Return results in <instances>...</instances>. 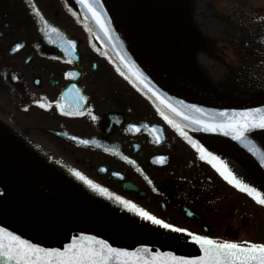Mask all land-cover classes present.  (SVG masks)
Instances as JSON below:
<instances>
[{
    "label": "flooded vegetation",
    "instance_id": "flooded-vegetation-1",
    "mask_svg": "<svg viewBox=\"0 0 264 264\" xmlns=\"http://www.w3.org/2000/svg\"><path fill=\"white\" fill-rule=\"evenodd\" d=\"M132 1L124 0V6L120 8L123 32L128 26L133 28L135 22L137 28L140 24L145 27L146 35L142 37L154 36L146 18L151 9L145 13H129ZM214 4L213 1L211 6ZM235 5L231 6V13H225L235 17L226 21L233 22V26L246 23L253 33L249 22L256 16L245 11L242 5ZM34 8L39 10V15ZM190 8L202 17L194 5ZM168 11H163L162 15L166 16L164 21L170 26L158 27L171 42L165 40L162 46L146 48V56L152 58L155 53L159 54V58L152 59L163 67L164 71L156 67L163 74L175 72L181 76L179 67L184 66L185 74L188 68L194 74L185 77L195 80H206L207 77L221 87L218 69L211 68L209 73L203 59V50L207 48L204 44L208 42L204 31L214 25L200 19L201 26L197 24L198 29L192 30L182 21L176 3L171 2ZM225 14L221 13L222 16ZM133 15H140L142 20L134 19ZM44 21L58 32H52ZM219 31L220 35H217L221 36L223 31ZM174 35L185 38L184 52L173 48L177 45ZM215 35L210 36L217 43L219 36ZM65 38L76 42L75 54L71 57L61 47L66 43ZM253 43L254 37L237 35L233 44H229L248 49ZM17 44L19 48H16ZM143 44H147L145 39L141 41ZM235 48L234 51H239ZM250 54L251 50L245 55L249 57ZM216 55L214 57L218 59ZM240 58L234 57L230 61ZM68 72L79 75H65ZM72 85L79 88L87 100L82 114L70 116L61 113L55 101L60 100ZM36 100L51 106L41 107ZM0 107L6 109V113L0 111V148L8 152L13 163L10 181L18 186L14 195L17 202L23 198L22 183L31 186L39 182L45 191L39 198L37 195L32 198L41 204H44L43 200H60L59 193L62 192L66 198L62 196L59 203L74 198L85 208H90L85 205L86 201L90 206L100 208L124 206L115 199V196H122L178 227L215 237L212 222L219 217L220 210L208 207V202L218 197L214 198L212 194L210 198L209 194L220 182L221 175L211 164L201 160L185 137L169 127L154 107L115 72L88 31L61 0H0ZM93 115L97 119H92ZM132 124L137 125V129H132ZM82 140L89 143L83 144ZM5 141L9 142V148L4 146ZM208 150L220 156L248 183L249 171L240 166L235 157L217 149ZM159 156L165 157L163 163L156 159ZM72 169L82 172L114 195L110 198L94 190ZM46 186L52 189L47 190ZM234 235L229 240H234Z\"/></svg>",
    "mask_w": 264,
    "mask_h": 264
},
{
    "label": "water",
    "instance_id": "water-1",
    "mask_svg": "<svg viewBox=\"0 0 264 264\" xmlns=\"http://www.w3.org/2000/svg\"><path fill=\"white\" fill-rule=\"evenodd\" d=\"M68 9H70L76 18L89 30L94 41L100 46L105 54L114 65L115 69L119 67L123 70L117 72L125 78L135 89H137L143 96H145L158 110L157 106L160 105L166 112L173 115V118L178 124L184 127L188 136L195 140H199L202 143L212 146L214 148L229 149L227 152L233 154L237 152L242 155L249 163H251L258 171L264 183V129L254 128L246 132L248 141L251 143L241 142L234 139L232 136L225 135L223 132H206L201 126L190 124V122L184 120L180 116H176L170 113L165 105L160 104V99L153 95L151 89H155L161 94V97L167 100L169 103L182 108L184 112L189 114L198 115L191 108V104L203 105L201 108L206 110L211 117L220 111L227 110L229 113L233 111L239 112L245 109H259L264 108V99L252 101L250 103H234L221 94L214 91L200 79L198 81H186L185 76H194L189 71L186 74L183 72L184 66H178L183 73L181 76L178 73L169 72V75L173 78L179 79V84L182 86H189L193 91L205 92L213 98H219L214 100L212 98H204L202 95H197L186 87H181L178 84L162 77L161 75L151 71L138 59L137 55L145 59L148 63L163 70V67L157 65V62L152 58H159L157 53L151 57L146 56V48L150 49L162 46V42L169 40L165 32L159 31V27L169 26V22L164 21L163 11L169 8V0H134L129 4V13H136L141 11L143 13L151 9L150 16H146L147 24L152 25V32L154 36L142 37L146 35L145 27L138 26L134 22V26H128L124 35L122 34L119 24L118 16L116 13V4L114 0H98V11L102 12L103 19L107 22V29L110 30L109 35L105 34V29L102 28L91 17L84 7L80 4L79 0H63ZM97 2V0H93ZM156 12L159 15H155ZM169 12V11H168ZM157 13V14H158ZM142 14V13H141ZM140 18V15H133ZM140 20H142L140 18ZM159 26V27H158ZM132 28V29H131ZM133 30V33H132ZM166 38V39H165ZM146 40L147 44L141 45L142 40ZM159 40V42L157 40ZM128 40V41H127ZM170 41V40H169ZM171 42V41H170ZM130 43V44H129ZM168 44H170L168 42ZM131 45V46H130ZM134 51H133V49ZM137 54H135V53ZM144 52V55H143ZM121 56L125 57L128 61L135 65V69H138L144 74L146 84H134L129 76L131 73L121 62ZM145 57V58H144ZM151 60V61H150ZM145 64L148 65V63ZM209 90V91H208ZM198 93V92H197ZM197 105V107H200ZM205 106V107H204ZM234 150V151H232ZM235 156V155H231ZM254 183L253 181H251ZM235 187V186H233ZM236 188V187H235ZM238 189V188H236ZM6 187L0 185V194L3 191V195H0V226L8 228L10 231L21 235L23 238L31 240L33 243H37L46 248H61L69 241L73 236H78L81 232L98 236L103 240H107L113 247L127 248L134 250L147 245L153 251L174 252L177 256H199L202 255L199 245H197L190 237H187L186 233L177 232H143L139 230H124L118 227L109 226L107 224L81 218L75 215L59 216L49 219H37L33 221H18L11 222L6 218L4 214V206L1 203V199L6 198L4 193ZM241 191L240 189H238ZM256 201V200H255ZM264 207V205H262ZM3 264V261H0Z\"/></svg>",
    "mask_w": 264,
    "mask_h": 264
},
{
    "label": "snow or ice",
    "instance_id": "snow-or-ice-1",
    "mask_svg": "<svg viewBox=\"0 0 264 264\" xmlns=\"http://www.w3.org/2000/svg\"><path fill=\"white\" fill-rule=\"evenodd\" d=\"M79 2L91 14L95 22L105 29V34L109 35L110 30L107 29V22L103 19L102 12L98 11V0L97 2H93V0H79ZM33 11L39 15L38 9L34 8ZM41 19L43 20V17ZM44 23L52 32H58V29L53 28L47 21H44ZM65 39L66 43H62L61 47L71 57L75 54L76 42L67 38ZM19 47L20 45L17 44L16 48ZM120 59L131 73L129 79L134 84H137V86L146 84L144 74L135 69L133 63L123 56ZM117 70L121 71L122 74H127L119 67ZM65 75L74 77L79 75V73L68 72ZM151 91H153V95L160 99V104L165 105L170 110V113L182 117L184 120L190 122V124L201 126L206 132H223L225 135L232 136L236 140L250 144L251 141H248L246 132L254 128L264 129V108L245 109L239 112L233 111L232 113L224 110L210 117L206 110L196 105H191L194 112L198 114L194 115L186 113L182 108L169 103L155 89H151ZM86 100L87 97L83 95L80 89L72 85L61 95L60 100L55 101V105L61 113H67L70 116L79 115L82 114ZM35 103L44 108L51 106L50 104L43 103L41 100H36ZM157 108L160 116L175 128L181 136L188 140L199 154L201 160L207 161L225 180L254 197L261 205H264V193L259 192L257 188L238 178L220 156L209 151L199 140L188 136L184 127L178 124L173 115L166 112L163 107L158 105ZM92 119H97V117L93 115ZM130 127L137 129V125L135 124L130 125ZM73 139L79 140L78 137H73ZM80 142L83 144L89 143L88 140ZM125 159L129 158L125 157ZM156 159L163 163L165 157L159 156ZM72 171L94 190L110 198L114 195L107 188H103L101 185L88 179L82 172L76 169H72ZM149 183H151L150 180ZM115 199L125 207L130 208V210L137 212L144 220L150 221L153 225H158L163 229L177 233H186L187 237H190L192 241L199 245L202 255L177 256L171 251H153L147 245L134 250L118 248L113 247L107 240L83 232L78 236H73L69 243L61 248H46L23 238L6 227L0 226V261H3V264H264V243H253L251 241L238 243L232 240H217L208 235H200L194 231H190L188 228L178 227L176 224L158 218L156 215L139 207L131 200L124 199L122 196H115Z\"/></svg>",
    "mask_w": 264,
    "mask_h": 264
},
{
    "label": "rangeland",
    "instance_id": "rangeland-1",
    "mask_svg": "<svg viewBox=\"0 0 264 264\" xmlns=\"http://www.w3.org/2000/svg\"><path fill=\"white\" fill-rule=\"evenodd\" d=\"M192 5L195 7H202L204 9H209L205 12H202V17L199 19H202L203 22L209 21L208 24L214 25L213 27L207 28L208 31H204L205 37H207L208 42H206L204 48V56L202 53V56L204 57V65L207 68L208 72L211 68H217L218 69V75L217 78L220 80V83H222L223 89H227L228 92L232 93L235 91V82L239 79L235 80H227L229 79V75L227 72L222 68V60H223V54L225 52V49L227 51L233 50L235 47L230 46V44H227V42H220V45L216 47V43L214 41V37L210 36L211 34L215 33V36L220 35L219 30H223V28H227L228 24H231L233 22H226V20L223 18L221 13L225 14L228 12H232L231 6L238 4L242 5L243 9L245 11L251 12L254 15H264V0H188ZM215 2L214 5L211 6L212 2ZM172 0H169V7ZM236 6V5H235ZM211 10V11H210ZM236 11V9L234 8ZM199 15H195V18L198 20L197 23L200 24ZM170 24V23H169ZM170 26V25H169ZM201 26V24H200ZM233 26V25H232ZM254 28L257 29L256 26ZM252 27V31L254 35H256V31ZM173 29V28H172ZM201 29V27H200ZM219 33V35H217ZM176 38V35H174ZM260 36V39L256 36L254 38L253 43V54L251 55V59L249 61V65L247 66H241L240 70L242 72V75L237 76V78H240L243 82H246L249 86L253 87L252 95H254V98H260L264 96V66L261 65V61L264 62V44L262 43L264 41V38ZM177 45L176 47L181 50L182 52L185 51L186 47L184 48L182 45L185 44L187 46V42L182 35H178L177 38ZM181 43V45H180ZM225 49L222 52V55L217 51L219 49ZM235 49H238L236 47ZM215 54L218 58L220 56L222 57V60H220L219 63L216 64L217 58L214 57ZM208 55H212V58L207 57ZM261 55H263V58H261ZM231 60V59H228ZM244 62L245 60H242L241 58L236 60L235 62L231 63L234 64L238 61ZM223 63H225V60H223ZM220 64V65H219ZM237 64V63H236ZM251 66L254 68L255 72L252 71ZM220 67V68H219ZM233 67H228L227 70L230 73L231 69ZM258 68V69H257ZM223 69V70H221ZM210 73V72H209ZM247 92H251L249 89L246 90ZM225 97H229L227 95H223ZM232 98V97H231ZM0 107V111H5L6 109H2ZM2 158V157H1ZM4 159V157H3ZM5 168V167H4ZM13 168V163L10 164V167L8 169ZM6 169V170H8ZM5 170V171H6ZM13 170H10V173H12ZM25 184L22 183L21 186H24ZM20 186V187H21ZM212 194H214V198H217L215 200H211L208 202V207L217 208L220 210L219 217L216 218L212 222V228H214V236L220 237L224 239L227 237L228 239L231 238V236L234 234V240H248V241H257V242H263L264 243V207L258 203L257 201H251L246 196H244L241 191L236 189L233 186H230L226 184L225 182H217L215 188L210 192L209 196L211 198ZM233 239V238H231Z\"/></svg>",
    "mask_w": 264,
    "mask_h": 264
},
{
    "label": "bare ground",
    "instance_id": "bare-ground-1",
    "mask_svg": "<svg viewBox=\"0 0 264 264\" xmlns=\"http://www.w3.org/2000/svg\"><path fill=\"white\" fill-rule=\"evenodd\" d=\"M205 10L206 9H204L202 7H196V11L197 12H203ZM178 11H179V13L182 12V17L181 18L184 21H186L187 23H191V24L196 23V19L194 18L193 14L187 12L186 10L184 11L182 8L178 9ZM234 17H235L234 14H229V15L225 14L223 16V18L225 20H228L230 18L233 19ZM226 22H229V21H226ZM249 23L252 24L253 28H254V26L257 27V29L254 28V30L257 32L256 35H254V33H252L251 31H249V29L247 27L248 25L246 23L239 22L238 26H229L230 24H228L229 27L223 28V30H222L223 32H222L221 36H219V38L217 40V43H216L217 47L220 45V42H225L226 40H229V42L227 44H229V43L233 44V41L235 40L237 35H248L249 37H254V38H256V36H257L259 39H260L259 35H261L264 38V15H260V14L256 15V17L251 19ZM231 32H232V35H231ZM175 34H177V32H175ZM262 43L264 44V41ZM173 48L175 49L176 46L173 45ZM224 49H225V47L223 49H219L217 51L222 55V52H223ZM246 53H247L246 51H234V50L227 51L225 49V52L222 55L223 56V60H225V63H223V60H222L221 56L216 61V64H217V63L220 62V60H222V64H221L222 68L229 75V79H227V80L239 79L237 81H234L235 82L234 86H235V90H236L235 93L234 92H232V93L228 92L227 89H225V88L223 89V87H220V85L214 83L213 81H210V79L207 78V77H205L206 80L202 79V78L200 80L202 82H204L206 85H208L210 88H216V89H213V90L216 91L217 93L221 94L222 96L224 94L229 96V97H226V98L231 100L232 102H234L236 104H237V101H239V103H242L243 101H245L246 100L245 95L254 96V95H252L253 87L249 86L246 82H243L240 78H237V76L242 75L240 67L241 66H246V64H249V61L251 59L250 56L247 57L245 55ZM211 56L212 55H208V57H211ZM239 56H241V59L245 60V61L242 62L240 60V61L236 62L237 64L236 63L231 64L233 62L228 60V59L234 60V57H239ZM261 58H263V55H261ZM233 66H234V68L231 69V71L229 73L227 68L228 67H233ZM260 66H264V62L263 61H261V65ZM251 69H252L253 72H255V70H254V68L252 66H251ZM188 71L193 74V72L191 71L190 68H188ZM247 89H249L251 92H247L246 91ZM32 145L34 147H36L38 150H40V148H38L37 145H35V144H32ZM4 146L9 148L8 147L9 146V142L5 141V145ZM3 157H4V159H3ZM10 164H11L10 155L6 152V150L0 151V173L2 175H4L5 177L7 176L6 175L7 173L5 172V170L10 167ZM46 189L50 190L52 188H50L49 186H46ZM29 191H31V193L27 194V192H29ZM44 191H45V188L43 187V185L40 182L39 183H33L30 187L23 188V190L21 191L22 192L21 194L23 196V198L21 199V202L19 203V202H17L16 199H14L13 203H10L9 208L13 209V211H16V210L19 209L18 211L28 212L29 210L32 209L31 207H33L35 205L34 204L35 203V199L33 200L32 197L34 195H37L36 198H39L40 197L39 194H41V196H42ZM42 199H44V198L42 197ZM84 203H85V205L90 206V202L86 201ZM79 204H80V201H76V199H74V198H71V200H64V201L60 202V205L66 207L68 210L75 209V207L78 206ZM109 207L112 208V209L106 208L107 209V213L109 215L125 216V219L123 220L124 224H126V223L139 224V223H141L137 218H135V215H131L128 212L125 213L121 208H118L116 206H109ZM78 208H80V207H78ZM128 217H130V218H128ZM6 218L9 219L11 222H13L10 218H8V217H6ZM151 231L160 232V231H158L156 229H153Z\"/></svg>",
    "mask_w": 264,
    "mask_h": 264
}]
</instances>
